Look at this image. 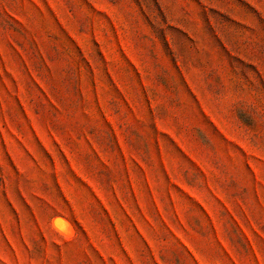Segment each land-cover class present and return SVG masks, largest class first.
<instances>
[{
  "label": "rangeland",
  "instance_id": "1",
  "mask_svg": "<svg viewBox=\"0 0 264 264\" xmlns=\"http://www.w3.org/2000/svg\"><path fill=\"white\" fill-rule=\"evenodd\" d=\"M0 264H264V0H0Z\"/></svg>",
  "mask_w": 264,
  "mask_h": 264
}]
</instances>
